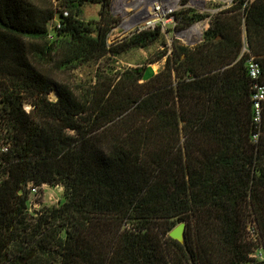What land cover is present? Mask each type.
<instances>
[{
	"label": "trees",
	"instance_id": "trees-1",
	"mask_svg": "<svg viewBox=\"0 0 264 264\" xmlns=\"http://www.w3.org/2000/svg\"><path fill=\"white\" fill-rule=\"evenodd\" d=\"M112 1L0 0V264H257L247 236L254 221L264 240V102L257 120L243 49L264 84V0L176 10L182 28L212 16L201 42L174 38L147 79L146 64L98 65L75 90L65 75L163 35L110 42ZM30 183L62 185L60 202L30 211Z\"/></svg>",
	"mask_w": 264,
	"mask_h": 264
},
{
	"label": "rangeland",
	"instance_id": "rangeland-1",
	"mask_svg": "<svg viewBox=\"0 0 264 264\" xmlns=\"http://www.w3.org/2000/svg\"><path fill=\"white\" fill-rule=\"evenodd\" d=\"M157 0H113L111 11L113 15L119 19L118 24L111 30L109 35L110 42L121 41L125 36L131 34L138 28H146L143 19L147 16V10H151L153 3ZM166 4L168 15L172 12L184 7H193L200 13H210L213 15L220 8H225L233 4L234 0H161ZM59 2V0H55ZM100 9L99 4H87L84 8V18L92 19L98 17ZM212 16H209L201 21L194 23L189 27H179L176 21H171L163 24V35L159 40L152 42L148 48H132L128 52L122 54L114 59L101 61L96 65H85L77 68L63 78L75 89L83 90V87L91 86L92 78L98 65L104 69L115 68L120 70L127 67H136L146 64L147 69L144 79L149 78L163 67L166 57L155 63H148L150 60L156 59L166 48H171L174 38H177L182 44L194 46L202 41L204 31L210 26ZM58 19V17H57ZM202 25L201 33H193L189 38L185 35L191 27L195 25ZM51 100L58 98L56 91L49 94ZM25 108L31 109V104L26 103ZM29 188V187H28ZM30 189V188H29ZM63 189L57 186L46 184L42 191H40L37 198V205L32 209H38L43 206L58 204L63 195Z\"/></svg>",
	"mask_w": 264,
	"mask_h": 264
},
{
	"label": "built area",
	"instance_id": "built-area-1",
	"mask_svg": "<svg viewBox=\"0 0 264 264\" xmlns=\"http://www.w3.org/2000/svg\"><path fill=\"white\" fill-rule=\"evenodd\" d=\"M168 10H166V4L161 0H157L153 3L152 9L147 10V16L143 19L146 28H155L157 25H161L163 29V24L171 21H176L174 15H168ZM65 15H68V11H64ZM56 24L60 26L59 19H56ZM243 52L248 53L247 67L249 75L253 80V101L256 110V119L261 120L262 108L264 102V84L260 80L261 75V64L258 58L249 50L247 43L244 46ZM7 147L3 148V151L7 150ZM47 183L40 185H35L34 183L29 184L30 188V200L29 209L32 211L34 206L37 205V198L42 191V187ZM63 189L62 185H59ZM247 239L253 243V250L250 253V257L255 260L257 264H264V240L258 229L256 222H250L248 226V236Z\"/></svg>",
	"mask_w": 264,
	"mask_h": 264
},
{
	"label": "water",
	"instance_id": "water-1",
	"mask_svg": "<svg viewBox=\"0 0 264 264\" xmlns=\"http://www.w3.org/2000/svg\"><path fill=\"white\" fill-rule=\"evenodd\" d=\"M22 192V191H21ZM185 228H186V224L184 222L180 223L179 225H177L170 233V235L179 240V241H183L184 240V234H185Z\"/></svg>",
	"mask_w": 264,
	"mask_h": 264
},
{
	"label": "bare ground",
	"instance_id": "bare-ground-1",
	"mask_svg": "<svg viewBox=\"0 0 264 264\" xmlns=\"http://www.w3.org/2000/svg\"><path fill=\"white\" fill-rule=\"evenodd\" d=\"M118 1V0H117ZM202 25L198 24L191 27L188 31L185 32V35L189 38L193 33L200 34Z\"/></svg>",
	"mask_w": 264,
	"mask_h": 264
}]
</instances>
